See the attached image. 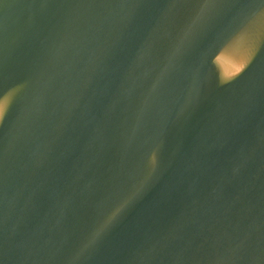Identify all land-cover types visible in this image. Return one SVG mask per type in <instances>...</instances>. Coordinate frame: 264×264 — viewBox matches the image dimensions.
Instances as JSON below:
<instances>
[{
    "label": "water",
    "instance_id": "obj_1",
    "mask_svg": "<svg viewBox=\"0 0 264 264\" xmlns=\"http://www.w3.org/2000/svg\"><path fill=\"white\" fill-rule=\"evenodd\" d=\"M0 264H264V0H0Z\"/></svg>",
    "mask_w": 264,
    "mask_h": 264
}]
</instances>
